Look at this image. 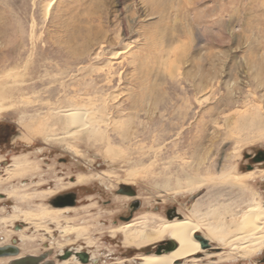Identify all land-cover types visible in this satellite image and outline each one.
Returning <instances> with one entry per match:
<instances>
[{
  "label": "rangeland",
  "instance_id": "1",
  "mask_svg": "<svg viewBox=\"0 0 264 264\" xmlns=\"http://www.w3.org/2000/svg\"><path fill=\"white\" fill-rule=\"evenodd\" d=\"M59 96L66 106L74 97L93 117L87 113L79 128L70 124L55 109ZM21 123L33 125V142L20 139ZM6 124L15 132L12 147L3 148L1 179L17 155L35 170L0 183V241L18 243L14 231L25 226L26 212L54 208L53 196L77 192L75 207L57 213L59 226L26 223L30 240L18 243L25 256L48 254L56 263L74 247L96 263L142 264L138 255L155 253L167 239L137 249L112 234L134 200L116 193L124 183L141 202L133 218L147 214L149 226L174 208L207 224L214 209L228 221L253 201L264 207V160L251 159L264 152V0H0ZM102 172L112 177L72 184L78 173ZM13 190L31 195H5ZM224 247L197 256L264 264V248L245 257Z\"/></svg>",
  "mask_w": 264,
  "mask_h": 264
},
{
  "label": "bare ground",
  "instance_id": "2",
  "mask_svg": "<svg viewBox=\"0 0 264 264\" xmlns=\"http://www.w3.org/2000/svg\"><path fill=\"white\" fill-rule=\"evenodd\" d=\"M58 100L60 101V105L55 107V109L56 110L58 109L57 111H60L62 109V112L65 114V117H67L68 122L70 124L76 125L77 128L85 125V121H87V120H85V117L87 116L88 109L84 108L83 105H82L83 107L81 105H79L76 102V100L72 101V100H74V97L72 99L69 98V105H67V106L64 105V101H62V98H60V96H59ZM87 106H89V105H87ZM63 108H65V109L63 110ZM51 110H53V109H51ZM96 110H98V109H96ZM21 113H23V112H21ZM88 114L91 115V113H88ZM91 117H93V116L91 115ZM95 117H97V116H95ZM92 119H94V118H92ZM92 123L93 122H91V124ZM19 126H20V128H22L24 130L23 135L21 134L22 136H20V139L26 140L28 142H33L35 137L32 134L36 132L35 131V132L31 133L33 125L32 124L24 125L21 123V124H19ZM68 126H69V124H68ZM38 128H40V127H38ZM68 128H65V129H68ZM49 130H52V129H50V127H49L48 131ZM49 132H51V131H49ZM47 133L48 132L46 131V134ZM54 136L56 137V135H54ZM49 137H51V136H49ZM1 159H3L2 156H0V160ZM6 170H7V175H8L7 179H1V177H0V183H2L3 180L11 181L15 177L21 176L22 174H25L28 171H34L35 167L34 166L32 167L31 163L29 162V160H26L25 156H22V155L18 156L17 155V156H14L10 167L7 168ZM37 170H40V169H37ZM261 172L263 175L264 169H262ZM107 174H109V173H107ZM107 174L105 172L104 173L103 172L102 173H96V174L78 173V174H76V180L74 182H72V184L88 183V182H91L93 180H97V179H100L102 177H105V176H107ZM225 175H226L225 176L226 179L229 180L230 182H233L236 184L243 183V182H241L242 177L241 178H238L237 176L233 177V175H230V174H225ZM243 175H244V178H246V179H248V178L253 179L252 178L253 172H246V173H243ZM24 176H26V175H24ZM108 177H112V176L110 175ZM242 180H244V179H242ZM193 184H194L193 181L189 182V186H192ZM124 185L130 186L128 184H124ZM47 191L52 192L51 189H47L45 192H47ZM16 192L18 193V191H15V190L6 191L5 195L7 197L15 196V198H20V199H23L25 197L29 198L31 195V194H27V195L20 194L19 195ZM123 197H125L128 200L130 198L129 196H123ZM228 205H230V204H228ZM228 205H226V206H228ZM227 208L228 207H226V209ZM52 209H54V210H52ZM62 209H63V207L57 208V209L46 208V207H42L41 209H33V210L28 211L24 214V218L22 221L26 220L25 221L26 223L31 222V223H34L37 226H39V223H37L35 220H41L42 223L48 222V220H49L50 222H55L59 226L60 225L59 220H57L56 215H58L57 213L59 211H61ZM229 209H230V207H229ZM17 210L18 209L16 208V211ZM221 210H223V209H221ZM228 210H226V211H228ZM207 213H206V216H207ZM194 214H196V213H194ZM211 214H212L211 217H213L214 220L211 222H209V220H208L209 224L208 223L206 224V222H204L203 218H196L191 213H188V214L183 215L181 217H174L173 219H164L162 222L160 221L161 219H159L160 223L155 224V225H150V226L148 223L149 217L146 214V215H142L140 217V219L138 217H136L131 221L124 222V224L113 228L111 230V232L114 236H116L117 233H120L123 236V242L126 246L135 247L137 249L146 248L148 246H151L152 244H155L157 242H160V241H163L166 239H167L166 241L170 240L176 244V248L172 251H169V252L162 251L161 253L155 252V253H151V254H140V255H138L142 264H177L181 260H183V264H219L218 259L217 260H210V259L208 260L207 259V261L206 260L204 261V260H201V258H199L197 256L198 254L207 250L201 246V241L197 237V235H200L202 238H204L208 241V244L210 245L209 249H212L214 247L215 248L216 247L222 248L224 246L231 245L233 247V249L234 248L237 249L238 251L241 252V255L245 256V257L249 256L250 254H253L255 252H259L264 248V207L261 206L260 201H257V202L253 201V203L249 204L240 216L238 215V213H236V215L239 216L238 218H237V216H236V218L235 217L231 218L232 215L229 213L230 216H228V217H230L231 220H228V221H226L227 217L225 218L224 214L219 213V210H217V209L212 210ZM233 216H235V215H233ZM4 220H5V218L1 219V222H4ZM27 227L28 226L25 225L24 228H22L21 230L16 231V232L14 231V233H18L20 235L19 241H18L19 244L21 241H24L25 239L30 240V237L24 235V230H26ZM79 227H81V226H79ZM226 227L228 229H226ZM229 227H230V229H229ZM48 231H50V230H48ZM233 231L238 232V234L236 233V235L238 237H236L234 235L236 237L235 240L233 239L234 242L229 241L227 239L228 238L227 236L229 234H231V232H233ZM120 234L118 236H120ZM232 234H234V233H232ZM6 237H9V236L6 235ZM229 238H230V235H229ZM231 239H232V237H231ZM5 240H7V238ZM214 241L217 242L219 244V246H212V243ZM3 243H5L3 240L0 241V245H3V246H6L8 242L6 244H3ZM19 244L17 245V247L20 249V252L14 257L13 256H7V257L1 256L0 257V264H6L8 261H11L12 259L13 260L20 259L23 255H25L22 251L24 249L21 250V245H19ZM49 244L52 245V243H49ZM77 251H80V250L78 249ZM221 253L222 252L216 253V255H220ZM35 255H37V254H35ZM35 255H30V256H35ZM205 256H207V255H205ZM209 256H210V254H209ZM74 257L75 256H71L68 259L59 260L58 262H56V264H102V263H96L95 262L94 254L91 255L90 260L87 263H82L81 261L75 260ZM211 258H212V256H211Z\"/></svg>",
  "mask_w": 264,
  "mask_h": 264
},
{
  "label": "flooded vegetation",
  "instance_id": "3",
  "mask_svg": "<svg viewBox=\"0 0 264 264\" xmlns=\"http://www.w3.org/2000/svg\"><path fill=\"white\" fill-rule=\"evenodd\" d=\"M15 132V130L13 129V128H11L10 127V125L9 124H6V125H0V156H3L4 154H2V152H3V148L4 147H6V146H9L10 148L12 147V144L14 143L13 142V133ZM264 155L263 154H259V152L256 154V156H254V157H251V159H253L254 160V158H257V157H259V158H262ZM7 158H3V159H1L0 160V162L2 161V162H7ZM261 161V160H260ZM259 162V161H258ZM257 163V162H256ZM8 163H6V165H7ZM9 165H11V163H9ZM8 165V166H9ZM75 181V179L73 180V182ZM125 184V183H124ZM49 189H51V188H49ZM116 193L117 194H120V195H125V196H127V195H129V200L131 199V197H133L134 198V200L130 203V205H129V212H128V215L127 216H120L121 217V219L123 220V221H131V220H133L134 218V213L140 208V206H141V202L138 200V199H136V197L135 196H137L136 195V191H135V189H133L132 187H129V188H123V189H121V187L119 186V188H118V190L116 191ZM132 193H134V194H132ZM73 196H75V198L73 199V201H75V204L74 205H70V204H68V203H70V201H72V197ZM77 192L76 191H68V192H64V193H60V194H58V195H55V196H53V198L51 199V204H54L55 206H54V208L55 209H57V208H62L63 207V209L62 210H65V211H68V209H73V207H75V205L77 204ZM105 202H109V201H105ZM65 203H67V204H65ZM63 204H65V205H63ZM54 210V209H53ZM61 210V211H62ZM170 213V215H174V214H179V213H177V211H175V208L174 209H171V210H167V212H166V215H167V213ZM67 217V216H66ZM25 225L27 226V224L25 223ZM20 228H24V226L23 225H18V228L17 229H20ZM19 231V230H18ZM161 242V241H160ZM17 241L16 242H14V240H13V242L12 243H8L6 246H11V247H17ZM3 244H6V243H3ZM159 245H161V246H164V245H166V243H165V241L164 242H162V243H160ZM158 245V246H159ZM0 246H3V245H0ZM18 248V247H17ZM14 249H12V250H8L9 252H14L13 251ZM66 250H69V251H72L73 252V254L71 255V256H75V258L77 257L76 255H75V253H77V252H81V251H77L78 249H76V250H74V247H70L69 249H64L63 250V253L62 254H60L59 253V256H58V259L59 260H65V259H68V258H70V257H68V258H61L62 256H64L65 255V251ZM79 250H81V249H79ZM18 251H19V248H18ZM83 252H87L89 255H90V257H91V254H90V252L89 251H83ZM29 255H35V254H29ZM23 256H25V255H23ZM22 256V257H23ZM27 256V255H26ZM14 257V256H13ZM35 257H42V259L41 260H39V262H37V264H56L53 260H50V259H48V254H41V255H35ZM15 259V258H14ZM13 260V259H12ZM11 260V261H12ZM77 260L78 261H80L79 259H78V257H77ZM10 261V262H11ZM9 262V263H10Z\"/></svg>",
  "mask_w": 264,
  "mask_h": 264
},
{
  "label": "water",
  "instance_id": "4",
  "mask_svg": "<svg viewBox=\"0 0 264 264\" xmlns=\"http://www.w3.org/2000/svg\"><path fill=\"white\" fill-rule=\"evenodd\" d=\"M259 154H263L264 155V152L263 151H259ZM250 155H246V157H249ZM260 160H264V156L262 158H254V161H260ZM121 189L123 188H129L131 186H125L124 184L120 185ZM134 194V193H132ZM75 198V196L72 197V201H70V205H74L75 204V201H73V199ZM67 204V203H65ZM63 204V205H65ZM54 205V204H52ZM175 216H178V217H181L182 215L180 214H174V215H170V213L168 212L167 213V217L168 219H173ZM197 237L200 239L201 241V246L205 249V248H209L210 245L208 244V241L204 238H202L200 235H197ZM14 242H16V240H14ZM166 245L164 246H161L159 245L157 247V250H156V253H161L162 251H165V252H169V251H172L176 248V244L170 240L168 241H165ZM12 250L14 249L13 251L14 252H9L8 250ZM19 253L18 251V248L15 246V247H11V246H0V257L1 256H16L17 254ZM73 254L72 251H69V250H66L65 251V255L62 256L61 258L65 259V258H68L70 257L71 255ZM75 255L78 257V259L82 262V263H87L89 262L90 260V255L87 253V252H77L75 253ZM42 257H35V256H30V255H27V256H24V257H21L20 259H16V260H13L10 262V264H37V262H39V260H41Z\"/></svg>",
  "mask_w": 264,
  "mask_h": 264
}]
</instances>
